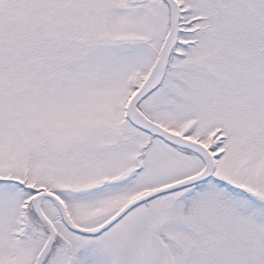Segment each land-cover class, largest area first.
<instances>
[{"label":"snow or ice","instance_id":"snow-or-ice-1","mask_svg":"<svg viewBox=\"0 0 264 264\" xmlns=\"http://www.w3.org/2000/svg\"><path fill=\"white\" fill-rule=\"evenodd\" d=\"M0 264H264V0H0Z\"/></svg>","mask_w":264,"mask_h":264}]
</instances>
